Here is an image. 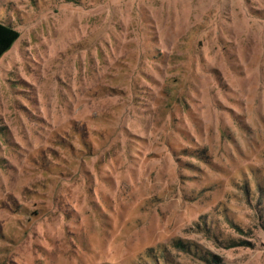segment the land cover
<instances>
[{"label": "rangeland", "instance_id": "obj_1", "mask_svg": "<svg viewBox=\"0 0 264 264\" xmlns=\"http://www.w3.org/2000/svg\"><path fill=\"white\" fill-rule=\"evenodd\" d=\"M0 17V264H264V0Z\"/></svg>", "mask_w": 264, "mask_h": 264}, {"label": "trees", "instance_id": "obj_2", "mask_svg": "<svg viewBox=\"0 0 264 264\" xmlns=\"http://www.w3.org/2000/svg\"><path fill=\"white\" fill-rule=\"evenodd\" d=\"M19 33L17 30L0 17V56L3 55L12 45V43L18 39Z\"/></svg>", "mask_w": 264, "mask_h": 264}]
</instances>
